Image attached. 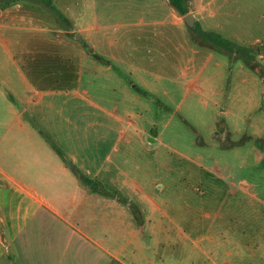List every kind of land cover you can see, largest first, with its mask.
<instances>
[{
	"label": "rangeland",
	"instance_id": "374dc122",
	"mask_svg": "<svg viewBox=\"0 0 264 264\" xmlns=\"http://www.w3.org/2000/svg\"><path fill=\"white\" fill-rule=\"evenodd\" d=\"M194 6L203 11L190 30L174 23L169 0L0 2V89L8 91L2 81L8 76L17 82L9 58L17 56L16 41L28 26L19 20H35L47 30L35 34L37 44L49 38L46 50L70 66L50 97L51 114L44 106L37 117L46 130L48 112V146L65 163L71 155L79 159L72 177L92 180L94 193L119 199L131 212L151 213L145 198H152L171 215L226 214L232 208L264 214L263 203L248 202L264 201V0H197ZM86 100L106 112L88 108ZM10 118L0 99V252L30 194L46 203L62 200L65 207L79 196L46 169L40 176L57 188L22 187L33 185L18 172L23 152ZM98 119L100 127H85ZM45 231L26 238L33 252L48 244Z\"/></svg>",
	"mask_w": 264,
	"mask_h": 264
},
{
	"label": "crops",
	"instance_id": "0c3cea01",
	"mask_svg": "<svg viewBox=\"0 0 264 264\" xmlns=\"http://www.w3.org/2000/svg\"><path fill=\"white\" fill-rule=\"evenodd\" d=\"M196 1L186 0L188 14L193 15L197 27L200 23L197 17L203 7L196 8ZM174 8L170 12L174 23L185 25L186 15L182 16ZM19 21L28 26L16 41L17 56L9 58L16 68L17 82L8 76L2 80L9 85L8 91L0 89V99L11 117L9 125L17 126L20 151L23 152L18 172L32 182L31 185L57 188V182L40 176L43 170H49L66 179L78 190L79 196L73 198L71 204L67 202L65 207L62 200L46 203L35 200L30 194L31 203L24 209L19 207L18 216L12 220V239L2 244L5 248L0 252V264H16L14 261L18 264H264L263 213H236L232 208L226 214L171 215L152 198H145L152 208L151 213L131 212L119 199H107L94 193L92 180L93 185L88 188L80 180L84 176L72 177L69 173L77 170L79 159L71 155V163H65V157L50 148L48 145H52L45 138L53 130L46 119L48 112L44 114L46 130L38 125L37 117V110L41 107L42 111L44 106L51 114L55 105L50 97L57 93L54 88L59 80L68 78L70 66L63 63L66 58L46 50L51 43L49 38L37 44L35 34L47 33L39 22L32 19ZM83 93L88 96V89ZM7 95L10 100L5 98ZM77 97L81 96L77 94ZM17 105L21 107L19 112ZM86 105L96 108L98 113L106 112L89 101ZM98 120L97 123L87 122L85 127H100L102 123ZM59 121L67 128L73 126L68 119ZM6 122L8 118L2 120V125ZM23 185L24 189L36 188L35 185ZM254 198H248V202L264 204ZM207 201L212 204L211 199ZM233 201L242 205L246 202L245 199ZM29 219L34 220V224L31 225ZM0 222L3 224L5 220L0 217ZM46 229L49 230L48 244L33 252L26 238L42 237Z\"/></svg>",
	"mask_w": 264,
	"mask_h": 264
},
{
	"label": "trees",
	"instance_id": "16d2710c",
	"mask_svg": "<svg viewBox=\"0 0 264 264\" xmlns=\"http://www.w3.org/2000/svg\"><path fill=\"white\" fill-rule=\"evenodd\" d=\"M169 2L179 11V13L182 15V16H185L188 14V11L187 9L185 8V2L183 0H169ZM9 2H7L6 4H8ZM219 45L221 46H224V47H228V48H231L232 45L230 43H227L225 41H219ZM80 180L81 182L84 184V185H93L92 181L89 180V179H86L84 177H80Z\"/></svg>",
	"mask_w": 264,
	"mask_h": 264
},
{
	"label": "water",
	"instance_id": "95a60500",
	"mask_svg": "<svg viewBox=\"0 0 264 264\" xmlns=\"http://www.w3.org/2000/svg\"><path fill=\"white\" fill-rule=\"evenodd\" d=\"M10 1H12V0H0L1 3H7ZM184 22L190 30H195L196 22H195V19H194L192 14L186 15L184 18ZM72 167H70V169H72ZM0 224H1V222H0ZM0 231H1V228H0Z\"/></svg>",
	"mask_w": 264,
	"mask_h": 264
}]
</instances>
